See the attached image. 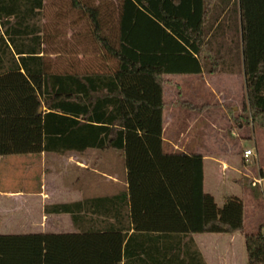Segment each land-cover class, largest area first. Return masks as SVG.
I'll return each instance as SVG.
<instances>
[{
  "label": "trees",
  "instance_id": "16d2710c",
  "mask_svg": "<svg viewBox=\"0 0 264 264\" xmlns=\"http://www.w3.org/2000/svg\"><path fill=\"white\" fill-rule=\"evenodd\" d=\"M69 3L87 20L88 72H69V54L23 52L51 40L27 38L43 0H0V157L121 151L133 233L241 234L247 264H264V226L245 234L242 200L217 207L202 157L166 155L162 139L169 75H243L240 120L264 131V0ZM129 230L0 235V264H129Z\"/></svg>",
  "mask_w": 264,
  "mask_h": 264
},
{
  "label": "crops",
  "instance_id": "0c3cea01",
  "mask_svg": "<svg viewBox=\"0 0 264 264\" xmlns=\"http://www.w3.org/2000/svg\"><path fill=\"white\" fill-rule=\"evenodd\" d=\"M43 5L45 9L31 21L40 31L27 38L42 39L46 35L51 40L39 46V51L23 52L42 55L46 50L55 55L69 54V72H88L89 54L94 47L83 25L86 18L79 10L71 8L69 0H43ZM15 59L18 60L16 54ZM164 79L163 153L202 157L204 192L216 203L214 194L222 187V205L216 203L219 208L228 198L242 200L244 233L255 232L264 224V213L254 210L250 213V207L256 205L248 187L252 176V169L248 167L250 158L241 156L239 161L234 158L240 151L251 148L247 143L244 149L239 148L234 138H253L258 147L256 153L251 149L253 157L264 167V131L259 129L263 131L258 132L259 138L258 134L242 136L244 125L240 124L232 132L233 139L222 132L219 138L217 120L219 106L223 109V103H235L238 92L234 93V88L244 76L169 75ZM177 102L179 106H175ZM243 102L242 107L236 103L231 106L236 120L240 118ZM207 173L210 192L206 191ZM126 176L122 152L112 149L0 157V235L84 234L129 228L125 242L129 264H247L241 234L133 233ZM236 189L240 197L228 193ZM59 204L72 206L71 212L45 211ZM127 256L122 263L127 262Z\"/></svg>",
  "mask_w": 264,
  "mask_h": 264
},
{
  "label": "rangeland",
  "instance_id": "374dc122",
  "mask_svg": "<svg viewBox=\"0 0 264 264\" xmlns=\"http://www.w3.org/2000/svg\"><path fill=\"white\" fill-rule=\"evenodd\" d=\"M244 85H245L244 80L241 79V83L236 84V87L234 88V90H235L234 93L238 92V95L236 96V99H234V101L236 104H239L240 107H242L241 102L244 101V94H245V86ZM234 98H235V96H234ZM167 100H168V105H171L172 101L169 100L168 97H167ZM235 103L231 102V101L223 103V105H224L223 109L222 108L220 109V106H219L218 114H217L218 115L217 120L219 122V132H220L219 138H222L221 137V132H222V135H224L228 139H233L232 132L236 131L239 128L240 124L244 125V131H243L242 136H245L244 134H246V135L250 134L251 136H253L254 134H258V132H259V134H260V132H263V131H260L259 129H256V128L254 129L252 127V125L245 124V122L240 120V118L238 120L235 119V114L232 112V109H231L232 104H235ZM175 106H179V102H177V104ZM227 117H229V119H227ZM259 134L257 135L258 138H259ZM234 141L236 142V144L238 145L239 148L244 149L245 144L247 143L248 147L251 148L255 153H256V151H258V147H256L253 138L251 140L234 138ZM243 152H244V150L240 151V154H239L240 157L238 155H236L234 157L236 159V161H239L241 156H243ZM248 167L250 169H252V176H251V180L249 182L248 187L252 190V192L255 196V200H256V205L254 207L253 206L250 207V211H251L250 213H252L253 210H254V212L257 211V213L258 212L264 213V184H263V187H256L255 189L251 186V182L253 179H258V178L264 177V167L261 165L260 162H257V159L255 157H252L249 159ZM207 178H208V181H207L206 191L210 192L208 173H207ZM238 190L239 189H236L235 191H229V192L226 191V193L228 192L231 195H236V196L240 197L241 196L240 191H238ZM221 193H222V187H219L217 194H214L216 196V203L218 206L222 205V197H220ZM247 211H249V207H248ZM263 226H264V224H263ZM246 229H247V232L250 231L249 230L250 228L248 227V225H247Z\"/></svg>",
  "mask_w": 264,
  "mask_h": 264
},
{
  "label": "built area",
  "instance_id": "2783aa9c",
  "mask_svg": "<svg viewBox=\"0 0 264 264\" xmlns=\"http://www.w3.org/2000/svg\"><path fill=\"white\" fill-rule=\"evenodd\" d=\"M253 155L254 154H253V151L251 149H246L243 152V157L245 159H249V158L253 157ZM263 182H264V179L263 178L253 179L252 182H251V186L253 188L263 187Z\"/></svg>",
  "mask_w": 264,
  "mask_h": 264
}]
</instances>
